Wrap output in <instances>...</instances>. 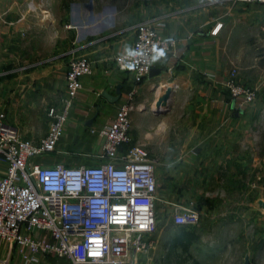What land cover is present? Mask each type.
Returning a JSON list of instances; mask_svg holds the SVG:
<instances>
[{
	"label": "crops",
	"instance_id": "crops-1",
	"mask_svg": "<svg viewBox=\"0 0 264 264\" xmlns=\"http://www.w3.org/2000/svg\"><path fill=\"white\" fill-rule=\"evenodd\" d=\"M212 1L51 0L49 7L59 11L44 9V24L32 14L21 18L25 0H0V111L24 138L38 141L50 125L48 110L65 108L62 75L69 59L91 62V72L80 77L81 96L68 107L57 152L36 161L76 165L92 162L87 154H95L96 162L107 120L131 92L143 105L130 112V136L157 161L158 223L147 235L152 244L141 264H264V65L254 53L244 58L251 39L264 40V2ZM157 14L166 18L162 34L185 50L161 58L148 79L136 82L112 57L132 43L134 20ZM51 23L60 28L53 36ZM244 60L247 66L239 64ZM234 64L236 81L257 89L243 110L235 109L220 80ZM185 205L200 211L195 227L173 223L175 208ZM6 253L0 239V259ZM9 264L65 260L40 256L26 263L15 250Z\"/></svg>",
	"mask_w": 264,
	"mask_h": 264
},
{
	"label": "built area",
	"instance_id": "built-area-1",
	"mask_svg": "<svg viewBox=\"0 0 264 264\" xmlns=\"http://www.w3.org/2000/svg\"><path fill=\"white\" fill-rule=\"evenodd\" d=\"M165 19L157 14L134 21L132 43L112 57L136 82L148 79L161 58H175L185 50L177 47L178 39L162 34ZM219 27L217 23L212 32ZM69 62L62 75L68 95L65 108L48 110L50 125L38 141L24 138L0 111V164L4 165L0 171V239L7 249L0 264H9L15 250L26 263L40 256H56L64 258L65 264H141V254L152 244L147 235L157 228V161L143 145L131 143L130 112L143 107L133 101L132 92L117 115L101 128L104 143L96 162L95 154H87L92 162L76 165L35 160L57 152L68 107L81 96L80 77L91 72L85 56H72ZM236 76L233 67L220 80L235 109L243 110L257 89L237 82ZM200 217L198 209L185 205L175 208L172 220L176 226L195 227Z\"/></svg>",
	"mask_w": 264,
	"mask_h": 264
},
{
	"label": "rangeland",
	"instance_id": "rangeland-1",
	"mask_svg": "<svg viewBox=\"0 0 264 264\" xmlns=\"http://www.w3.org/2000/svg\"><path fill=\"white\" fill-rule=\"evenodd\" d=\"M49 1H51V0H25L24 3L21 2V10H20V16H21V18L24 19L25 16H26V14H28V15L29 14H32V15H35L36 16V19L39 18L40 20H43V22H45L44 24H46L47 23L46 22V19H47V16L46 15H48V13H46L44 9L51 10L52 13H55V11H59V8H54L53 6L52 7H49V5H50ZM45 4L48 5V8L42 6V5H45ZM53 4H54V1H53ZM31 5H33V6H31ZM156 6L154 8H156ZM147 8L151 9L152 7H147ZM154 8H152V9H154ZM141 19H143V18H137L134 21H139ZM3 22L8 23L4 19H3ZM59 30H60V28H59V25L58 24L51 23V26H50L49 29H47V32L50 31L51 36H53L55 33H58ZM250 30H248V34H250ZM21 34L24 37L23 38V41H26L27 38H28L27 37V33L22 32ZM42 35H39V36H42ZM246 37L247 36H245V38ZM36 39L40 40L41 42L44 41V37H42V38H36ZM23 41L20 39V42L21 43H23ZM56 42H57V40H56ZM250 42L252 43V46L249 45L250 47L249 46L245 47L244 50L246 52H245V57L244 58L246 59L248 56H249V58H251V53H254L255 56H257L256 60L259 61L262 65H264V40H262V38L261 39H256L254 37L253 39L250 40ZM244 43L246 44V42H244ZM253 44H255V45H253ZM258 56H259V58H258ZM248 62L249 61H245V62L239 61V64H244V66H247L248 65ZM235 67H237V66L235 65ZM63 128H64V125H63ZM63 128H62V133H63ZM62 133H61V135H62ZM3 250H4V248H3Z\"/></svg>",
	"mask_w": 264,
	"mask_h": 264
},
{
	"label": "water",
	"instance_id": "water-1",
	"mask_svg": "<svg viewBox=\"0 0 264 264\" xmlns=\"http://www.w3.org/2000/svg\"><path fill=\"white\" fill-rule=\"evenodd\" d=\"M151 70V69H150ZM150 72V71H149ZM260 204L264 206V201L260 200Z\"/></svg>",
	"mask_w": 264,
	"mask_h": 264
},
{
	"label": "bare ground",
	"instance_id": "bare-ground-1",
	"mask_svg": "<svg viewBox=\"0 0 264 264\" xmlns=\"http://www.w3.org/2000/svg\"><path fill=\"white\" fill-rule=\"evenodd\" d=\"M166 85L165 84H163V85H161V87H165ZM168 88V87H167Z\"/></svg>",
	"mask_w": 264,
	"mask_h": 264
}]
</instances>
